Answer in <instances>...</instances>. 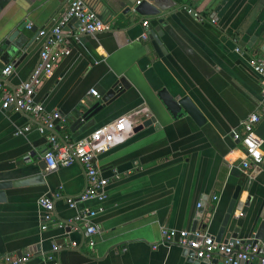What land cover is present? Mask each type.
Here are the masks:
<instances>
[{"label":"crops","instance_id":"0c3cea01","mask_svg":"<svg viewBox=\"0 0 264 264\" xmlns=\"http://www.w3.org/2000/svg\"><path fill=\"white\" fill-rule=\"evenodd\" d=\"M137 1L94 0L109 29L93 35L72 38L78 22L67 21L64 44L50 51L64 45L69 51L33 93L46 111L64 118L57 134L69 141L137 108L154 117L137 131L127 127L121 142L97 156V168L108 180L104 196L78 206L94 211L88 217L98 230L94 244L87 245L83 224L73 220L76 209L65 203L85 187L80 164L47 170L42 159L46 135L35 130L34 118L0 111V181L22 182L6 187L0 199V255L29 248L26 264H50L40 256L54 243L59 264H213L194 262L176 245L159 243L160 229L193 231L195 221L194 230L215 236L236 186L238 197L219 240L236 226V238L249 239L247 223L264 216V117L255 127L263 139L255 167L237 168L242 154L232 137V131L241 133V119L260 101L249 58L264 57V0H233L216 20L208 17L214 0H175L159 18L144 17L149 21L145 39L141 17L132 11ZM64 8V0H0V40L9 34L22 45L33 39L12 59L17 64L3 79L8 90L28 78L45 43L46 36L35 38L36 32L49 30ZM118 80L127 84L120 95L73 125L95 99L89 89L101 95ZM160 90L174 100L187 96L202 121L186 113L171 116ZM56 192L42 230L36 200ZM0 264H5L1 257Z\"/></svg>","mask_w":264,"mask_h":264},{"label":"built area","instance_id":"2783aa9c","mask_svg":"<svg viewBox=\"0 0 264 264\" xmlns=\"http://www.w3.org/2000/svg\"><path fill=\"white\" fill-rule=\"evenodd\" d=\"M65 8L62 14L56 18L54 25L48 30L39 29L35 38L45 37V43L39 52V59L32 69L28 78L22 81L13 90H8L3 79L12 71V64H6L0 69V111H14L34 118L35 130L46 135V146L42 153L45 168L49 171L59 167L68 166L74 162L80 164L83 170L85 187L73 197H66L65 203L68 207L76 209L74 221L83 224V235L87 238L89 246L94 244L92 235L98 230L88 221V217L94 214L93 210L79 208V204L90 199L100 200L104 196L105 186L108 180L101 175L97 168L96 159L98 154L108 150L114 144L122 141L127 127H134L145 118L149 117L143 108H137L122 116L96 127L91 132L75 140L69 141L64 136H58L55 128L63 125V117L57 111H46L40 102L33 99L34 88L41 78L49 72L56 60L68 53L69 47L62 46L54 51L51 48L65 42L62 27L71 18L78 21V26L72 36L76 39L79 34L93 35L109 29L108 21L91 8L84 0H64ZM142 32L140 37L145 39L148 34V19L140 21ZM30 28V24H26ZM64 44V43H63ZM239 48H235L238 50ZM249 64L259 79L260 101L240 121L241 133L232 131V137L238 141L241 158L237 168L247 171L255 167L262 159L263 139L255 134V127L264 117V57H250ZM89 93L98 98L95 89L90 88ZM27 127H24L26 130ZM21 131L16 130V133ZM115 172V170H113ZM116 177V174L114 173ZM59 193L52 196L40 195L37 200L39 208V228L45 229L52 211L53 199ZM213 199L216 197L213 196ZM198 205V204H197ZM249 239L231 238L226 240H215L203 230L189 231L181 228L163 227L160 229V242L176 245L185 252H191V257L213 264H264V241H251ZM157 244V243H156ZM156 244L152 245L155 248ZM58 246L51 244V251L42 254L40 258L50 264H59L52 252ZM31 254L29 252L0 255L5 264H26Z\"/></svg>","mask_w":264,"mask_h":264},{"label":"water","instance_id":"95a60500","mask_svg":"<svg viewBox=\"0 0 264 264\" xmlns=\"http://www.w3.org/2000/svg\"><path fill=\"white\" fill-rule=\"evenodd\" d=\"M233 0H214L210 5V10L208 17L212 20H216L218 17L222 15V13L229 7V5L232 3ZM176 5L175 0H138L135 5L132 7V11L137 15L140 16L138 21H141L146 16L150 17H157L159 18L160 15H162L164 12L168 11L172 7ZM76 20L75 18H71ZM158 22H161L160 19H157ZM78 22V21H77ZM157 30V28H154ZM33 32H35V29H31ZM151 34L153 32H150ZM33 42V39L28 41L27 44H23L19 42V40H12L10 34L0 40V69L8 64L9 62H12V65L15 66L17 62H14L13 57L15 54L22 49L24 45H29ZM23 57V54L20 56ZM127 84L123 80L116 81L107 91H105L103 94L99 95L98 98H95L94 101L91 103H88L85 105V108L80 112V115L78 118H76L73 125H76L77 123L81 124L84 121L89 120L95 113H97L100 109H102L104 106L108 105L112 100H114L116 97L120 95V93L123 91V88H126ZM158 95L164 104L165 108L168 109L171 116H180L183 114H188L192 118L196 120V122L199 124V121H202L201 114L198 112L196 107L192 104V102L188 99L187 96H183L178 98L177 100L172 99L170 96H168L166 93H164V90H160L158 92ZM154 122V117H148L141 121V123L137 124L133 129L135 131L139 130L141 127H146ZM55 131L57 133V127L55 128ZM58 135V134H57ZM59 136V135H58ZM22 183L21 181H12L10 183L8 182H1L0 181V199H4V189L9 186H16L17 184ZM239 193V186H236L231 194L230 200L227 204L225 213L221 219L220 225L217 229V232L215 234L214 239L219 240L223 234L225 226L228 224L231 213L234 207V204L236 202V199L238 197ZM199 217L198 215L195 216V219L197 220ZM248 224L249 229V237L252 238V242H255L257 240L264 241V216H257L255 219H253ZM197 227V222L193 221L191 225V230H194ZM204 227V226H203ZM238 229V226L234 227L231 232H228L225 234L227 239L235 238L236 237V231ZM30 252V249L22 250L21 252H17L16 255H20L21 253ZM188 256L191 257V252H185ZM192 258V257H191ZM194 262H198V259H192Z\"/></svg>","mask_w":264,"mask_h":264},{"label":"trees","instance_id":"16d2710c","mask_svg":"<svg viewBox=\"0 0 264 264\" xmlns=\"http://www.w3.org/2000/svg\"><path fill=\"white\" fill-rule=\"evenodd\" d=\"M84 1H86V3H87L91 8L94 9V6H95L94 0H84ZM94 10H95V9H94ZM100 17H101V16H100Z\"/></svg>","mask_w":264,"mask_h":264}]
</instances>
